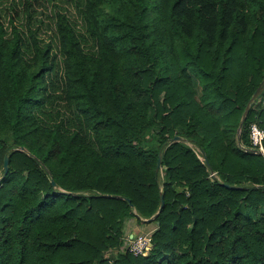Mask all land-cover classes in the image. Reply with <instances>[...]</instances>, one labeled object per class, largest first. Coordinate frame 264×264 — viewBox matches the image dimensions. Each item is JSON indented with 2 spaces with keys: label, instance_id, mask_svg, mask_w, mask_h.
<instances>
[{
  "label": "trees",
  "instance_id": "obj_1",
  "mask_svg": "<svg viewBox=\"0 0 264 264\" xmlns=\"http://www.w3.org/2000/svg\"><path fill=\"white\" fill-rule=\"evenodd\" d=\"M77 3L55 52L0 26V264H264V0Z\"/></svg>",
  "mask_w": 264,
  "mask_h": 264
},
{
  "label": "rangeland",
  "instance_id": "obj_2",
  "mask_svg": "<svg viewBox=\"0 0 264 264\" xmlns=\"http://www.w3.org/2000/svg\"><path fill=\"white\" fill-rule=\"evenodd\" d=\"M57 14H64L80 31L79 7L77 0H0V26L10 34L13 26L17 31L28 33L29 28L43 42H52L56 50L55 21ZM264 94V93H263ZM156 226L157 224H146ZM140 229V235L149 233L150 228ZM149 230V231H148Z\"/></svg>",
  "mask_w": 264,
  "mask_h": 264
},
{
  "label": "built area",
  "instance_id": "obj_3",
  "mask_svg": "<svg viewBox=\"0 0 264 264\" xmlns=\"http://www.w3.org/2000/svg\"><path fill=\"white\" fill-rule=\"evenodd\" d=\"M255 107L264 109V94L256 97L254 101ZM249 139L250 148L245 151L250 150L254 154L260 155L264 159V130L259 128L256 123H252L249 127ZM243 149V148H242ZM151 232L144 233L140 235H134L130 238H126V249L127 252L133 256H145L148 249L152 247L151 244Z\"/></svg>",
  "mask_w": 264,
  "mask_h": 264
},
{
  "label": "water",
  "instance_id": "obj_4",
  "mask_svg": "<svg viewBox=\"0 0 264 264\" xmlns=\"http://www.w3.org/2000/svg\"><path fill=\"white\" fill-rule=\"evenodd\" d=\"M262 85H263V83L255 90V92L253 93V95L250 98L249 102L247 103V105L245 107V110H244V112L242 114L241 120L239 122V125H238V133H240V130L243 127V124H244V122H245V120H246V118L248 116L249 111L251 110V108H252V106L254 104V101H255L257 95L259 94V92L261 90ZM181 141H183V139L181 137H178V136L174 137L172 139V142H181ZM161 159H162V153H159L158 159H157V163H156V170H155L156 174H158L159 171H160ZM204 161L206 163L207 168L211 169L210 164L208 163V161L205 158H204ZM8 170H9V167H8V155H6L5 158H4V162H3V175H2L0 180H2L7 175ZM52 185H53V187H55V183L53 181H52ZM226 187L229 188V189H236L237 188V187H234V186H226ZM65 194H67V193H65ZM73 195L76 196V194H73ZM128 203H129V201H128ZM130 206L132 207V205H130ZM163 207H164V199H163V194L161 193L160 194V207H159V210H158L157 214H155L150 219L144 220V222L151 223L157 217V215L160 213V211L162 210ZM150 251H151V248L148 249L147 254Z\"/></svg>",
  "mask_w": 264,
  "mask_h": 264
},
{
  "label": "crops",
  "instance_id": "obj_5",
  "mask_svg": "<svg viewBox=\"0 0 264 264\" xmlns=\"http://www.w3.org/2000/svg\"><path fill=\"white\" fill-rule=\"evenodd\" d=\"M145 228H150V232L154 229L153 226L151 225H144ZM140 229H144L142 226H135V225H132V226H129L127 231H126V235L128 238H130L131 236H134L136 233H140V232H143L142 230L140 231ZM149 231V230H148Z\"/></svg>",
  "mask_w": 264,
  "mask_h": 264
}]
</instances>
